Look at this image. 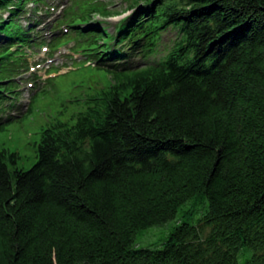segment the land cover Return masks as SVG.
<instances>
[{
    "label": "trees",
    "instance_id": "1",
    "mask_svg": "<svg viewBox=\"0 0 264 264\" xmlns=\"http://www.w3.org/2000/svg\"><path fill=\"white\" fill-rule=\"evenodd\" d=\"M29 1L0 0V107L28 66ZM127 9L115 36L91 24L112 14L91 0L62 20L110 80L46 123L31 168L0 149V264H264V0ZM193 198L209 201L196 224L136 245Z\"/></svg>",
    "mask_w": 264,
    "mask_h": 264
},
{
    "label": "rangeland",
    "instance_id": "2",
    "mask_svg": "<svg viewBox=\"0 0 264 264\" xmlns=\"http://www.w3.org/2000/svg\"><path fill=\"white\" fill-rule=\"evenodd\" d=\"M45 3L37 5L34 1L30 0L26 5V13L22 14V18L19 23L27 28L29 22L34 23L35 18L41 15L40 22H44L41 26L35 28L33 36L38 37L37 42L41 40L48 41L53 39L59 34V30L52 35H46L44 39L38 35L40 29L49 30L52 29V24H56L55 20L62 13V9L70 3V0H44ZM106 4L109 10L116 11L110 19H104L99 15L95 16L92 23H98L101 28L107 27L110 32H115L116 26L119 21L130 14V11H125V8L129 5V0H99ZM56 5L55 10H49L48 14H45L47 6ZM35 7L39 9L34 10ZM36 11V13H35ZM8 16L7 10H0V17L6 18ZM61 30L65 31V28L61 27ZM53 36V37H51ZM73 43L62 45L59 47L51 56L50 52H41L40 46L36 45L30 48L28 52V62L31 65H35L38 62H43L48 58H54V64L51 65L58 68V73L65 72L69 68L62 67L61 63H65L70 66L71 59L77 58L83 59L80 54L71 51ZM66 50L67 52H63ZM152 60H154L152 58ZM133 62L142 64L143 59L141 56H136ZM84 62H76L72 69L67 72L58 75L51 80V84L55 85L54 89L48 90L46 93L42 91L37 92L36 99L32 105V109L24 111L22 105H27L31 101L32 91L35 89L42 88L44 81L35 80L32 77L35 73L44 75V71L37 70L31 71L25 75V80H20V93L12 95L6 106H14L15 112L5 115L6 118L0 124V149L7 148L9 151L17 152L20 158L17 159L16 166L22 169L31 168L37 161V147L40 141L41 129L46 125L49 119L55 117L60 110L61 104L67 105L70 111L76 110L74 103L78 99H82L85 91L89 88H93L101 85H107L109 83V75L104 69L86 67ZM50 64L44 66L47 68ZM30 77V78H28ZM29 82L34 83V87L29 86ZM32 88L33 90H31ZM49 89V85L45 87ZM16 90V88H14ZM18 101V102H17ZM21 104V108L17 105ZM30 105V104H29ZM0 109H3L1 106ZM8 116V117H7ZM209 201L207 198L190 199L185 202L177 216L173 219L168 220L165 223L159 225H153L142 229L136 236V245L138 247H149V248H162L165 240L169 237L170 233L174 230L177 223L181 220L189 221L190 223L196 224L197 221L203 217L208 211ZM243 259H241L242 261Z\"/></svg>",
    "mask_w": 264,
    "mask_h": 264
}]
</instances>
